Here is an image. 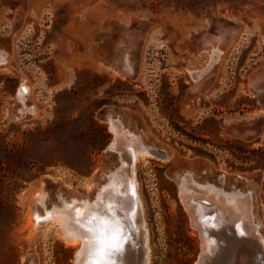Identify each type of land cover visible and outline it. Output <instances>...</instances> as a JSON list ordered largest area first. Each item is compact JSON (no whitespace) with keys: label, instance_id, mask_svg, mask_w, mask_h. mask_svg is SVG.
<instances>
[{"label":"rangeland","instance_id":"1","mask_svg":"<svg viewBox=\"0 0 264 264\" xmlns=\"http://www.w3.org/2000/svg\"><path fill=\"white\" fill-rule=\"evenodd\" d=\"M216 42L221 54L211 60ZM0 51V145L13 148L0 149V165L5 174L26 170L25 180H0V264H75L80 247L58 236L56 221L34 224L41 209L32 192H48L49 210L58 189L92 201L114 179L121 162L106 152L113 132L104 108L168 155L135 163L149 264L200 256L179 197L184 173L222 195L247 193L264 241V135L231 133L264 89L254 83L264 73V0H0ZM21 85L32 113L20 110Z\"/></svg>","mask_w":264,"mask_h":264},{"label":"bare ground","instance_id":"2","mask_svg":"<svg viewBox=\"0 0 264 264\" xmlns=\"http://www.w3.org/2000/svg\"><path fill=\"white\" fill-rule=\"evenodd\" d=\"M220 54L221 49L216 42L209 49V58L218 60ZM1 57H3V61L6 60L5 52L0 51V59ZM24 88L25 90L22 92ZM27 91L29 88L21 85L17 99L21 101L20 110L22 112L32 113L33 108H28L24 102L25 95L23 94ZM115 127H110V129L114 134L119 135L116 152L121 167L118 171L116 170L114 179H111L113 175L107 177L106 185L99 187L101 190H98L94 200H79L74 196L65 197L63 193H60L61 189H58L55 192L56 204L48 210L45 203L48 192L41 191L40 187L37 191L32 192L34 194L32 200L38 203L41 209L40 212L34 214V224L41 225L40 222H47L53 225L56 223L58 236L70 246L80 247L75 252V264H83L85 243L90 236L86 229L92 228L96 231L105 229L104 235H108L109 218L113 214L122 218L124 236L126 237L124 251L118 258L122 260L123 264H149L147 248L142 247V244L147 242V231L139 219L142 204L135 178V163L143 154L154 155L161 159H167L168 155L166 154L165 157L153 154L152 150L154 149L150 145L141 142L137 135L128 129L125 130L119 122ZM184 174L183 176L179 175L177 183L179 197L190 218V224L198 231L200 237L201 253L196 264H253L254 262L264 264V241L256 230L257 224H250L253 219L250 215L252 204L250 197L245 196L247 193H242L243 196L238 192L235 193V190L234 193L225 192L228 193L225 195V199L232 210L231 217L226 220L229 222L232 218L235 219L233 223L227 224L220 208L215 205L222 202L223 192L208 183H206V189V186H202V182H200L201 185L199 182L197 183L190 173ZM215 191H219V195H215ZM211 200L215 202L213 206L208 207L203 204V202ZM38 217H40L39 221ZM53 220L56 222L54 223ZM101 220H107L108 225L101 224ZM243 237L246 240H243Z\"/></svg>","mask_w":264,"mask_h":264},{"label":"clouds","instance_id":"3","mask_svg":"<svg viewBox=\"0 0 264 264\" xmlns=\"http://www.w3.org/2000/svg\"><path fill=\"white\" fill-rule=\"evenodd\" d=\"M83 214V213H82ZM108 235L119 233L113 240L99 239L101 233L89 228L86 229L90 236L85 243V253L83 264H123L120 257L124 251L126 237L124 236L123 220L113 214L110 216ZM108 235H104L107 237Z\"/></svg>","mask_w":264,"mask_h":264},{"label":"water","instance_id":"4","mask_svg":"<svg viewBox=\"0 0 264 264\" xmlns=\"http://www.w3.org/2000/svg\"><path fill=\"white\" fill-rule=\"evenodd\" d=\"M0 61L1 62L3 61V57H1ZM193 76H195V75H193ZM257 104L259 106V109L262 110V112L264 113V90H261L257 93ZM102 115L105 118V120L108 121L109 129H110V127L111 128L115 127L118 124V122L120 123V121L113 120L112 110L109 108H104L102 110ZM115 128H117V127H115ZM262 128H264V118H260L259 120L253 121V122H251L250 125H248L246 127V129L249 130L250 132H259L260 130H262ZM110 130H112V129H110ZM118 141H119V135L113 133L111 141L106 146L107 154L116 151V147L118 146V143H119ZM150 146L154 149V150H152L153 154L166 157V152L164 149H162V148L157 149V147L155 145H150ZM43 191H44V189H43ZM226 192H229V191H226ZM216 194L219 195V191H215V195ZM225 198L226 197L224 194V198L222 199V202H218L215 204V202H213V200H211L210 202H203V204L207 205L208 207H211L214 204L218 205V208H220V212L223 216V219H225V222H227L226 219H228V217H231L232 210H231L230 204L227 203V200ZM224 211H226V212H224ZM234 221H235V219L232 218L229 222H227V224H230L231 222L233 223ZM255 238L256 237L254 236V239ZM243 240H246V239L243 237Z\"/></svg>","mask_w":264,"mask_h":264},{"label":"trees","instance_id":"5","mask_svg":"<svg viewBox=\"0 0 264 264\" xmlns=\"http://www.w3.org/2000/svg\"><path fill=\"white\" fill-rule=\"evenodd\" d=\"M170 124L172 125V127L175 130L184 132V130L177 123H175L173 120L170 121ZM104 132H105V128L103 126H99L98 127L99 139H98L97 149H101L102 143L105 140V137L106 136H105V133ZM0 149H2L3 151H5L6 153H10L13 150V148L8 143H2L0 145ZM226 149H229V148H226ZM13 153H14V151H13ZM32 165H33V163L31 161H26L25 167H26V169L29 170L32 167ZM44 165H48V164H44ZM23 169H24L23 167L15 166V167H13L12 170H7L9 174H5L3 172L2 166L0 165V180H5V179H3L5 176H8V177L10 176V178H12V179L19 178V179L25 180V175H26L25 174L26 173L25 171L26 170H23ZM11 182H13V180H11L10 182H8L7 185L5 186L6 188H4L5 191H6L5 194H7V195H13V187L10 188L8 186ZM14 184H15V186L17 185L15 182H14Z\"/></svg>","mask_w":264,"mask_h":264},{"label":"crops","instance_id":"6","mask_svg":"<svg viewBox=\"0 0 264 264\" xmlns=\"http://www.w3.org/2000/svg\"><path fill=\"white\" fill-rule=\"evenodd\" d=\"M260 81L264 82V73L263 72L257 74V76H255V78H254L255 84L260 82ZM256 105L257 106L255 107L254 112L257 111L258 113L253 114L254 112H252L251 116H249V117L244 116L242 118L243 121L240 123H236L237 125H235L233 127V129L231 131L232 134H234L238 137H241V138H252L255 136H259V135H264V128H262V130H260L259 132H250L249 130L246 129V127L248 125H250L251 122L259 120L260 118H264V113L262 112V110L259 109L258 104H256ZM247 119H249V120H247Z\"/></svg>","mask_w":264,"mask_h":264},{"label":"snow or ice","instance_id":"7","mask_svg":"<svg viewBox=\"0 0 264 264\" xmlns=\"http://www.w3.org/2000/svg\"><path fill=\"white\" fill-rule=\"evenodd\" d=\"M37 219L39 221L40 220V217H38ZM93 219H95V217H93ZM89 223H91V221H89ZM100 223L101 224H104V225H108V221L107 220H101ZM89 230L91 231L92 228H89ZM104 231H105V229H100L99 230V232L101 233V237H98L99 239L106 238V239H109V240H113L114 241V238L119 235V233L117 232V233H112V234L108 235L107 237H105L104 236Z\"/></svg>","mask_w":264,"mask_h":264},{"label":"flooded vegetation","instance_id":"8","mask_svg":"<svg viewBox=\"0 0 264 264\" xmlns=\"http://www.w3.org/2000/svg\"><path fill=\"white\" fill-rule=\"evenodd\" d=\"M24 90H25V88H24V89H22V92H24ZM23 95H25V94H23Z\"/></svg>","mask_w":264,"mask_h":264}]
</instances>
